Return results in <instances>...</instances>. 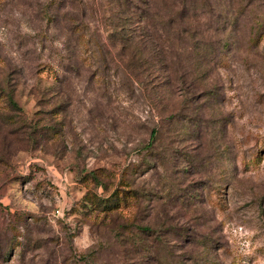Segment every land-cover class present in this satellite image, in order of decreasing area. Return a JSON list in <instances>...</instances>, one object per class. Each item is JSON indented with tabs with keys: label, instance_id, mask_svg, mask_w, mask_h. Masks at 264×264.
Segmentation results:
<instances>
[{
	"label": "rangeland",
	"instance_id": "374dc122",
	"mask_svg": "<svg viewBox=\"0 0 264 264\" xmlns=\"http://www.w3.org/2000/svg\"><path fill=\"white\" fill-rule=\"evenodd\" d=\"M196 9L231 49L188 102L184 74L160 87L110 37L116 0H0V264H264V0Z\"/></svg>",
	"mask_w": 264,
	"mask_h": 264
},
{
	"label": "trees",
	"instance_id": "16d2710c",
	"mask_svg": "<svg viewBox=\"0 0 264 264\" xmlns=\"http://www.w3.org/2000/svg\"><path fill=\"white\" fill-rule=\"evenodd\" d=\"M116 4L119 10L117 16L121 21L114 24L110 37L119 42L124 52L127 51L129 53V62L135 64L134 66L140 72L149 74L148 79L157 81L160 87H170V83L177 74H184L185 77L179 79V82L184 89V86L187 87L185 91L188 93V102H196L198 100V98L196 99L197 96L206 100L216 97L220 85L213 82L201 84L198 82L200 77L197 75L199 73L195 71L202 63L199 60L203 62L204 60H209L214 55H220L222 51L224 52L227 49L230 51L231 47L227 42L219 38H217L216 42L211 40L203 41V32H197V29L193 27L198 15L195 11L197 10L198 0H190L187 5H183L177 11H169L166 16H160L150 5L138 7L136 5L138 3H135L134 0H116ZM218 4L223 8L222 12L224 13H219L218 19H221L222 24L220 28L216 27L215 31L221 33L227 30L229 33L236 25V11L234 13L232 9L230 10V5L228 9V7H224L223 3ZM206 5H210V2ZM212 12V10H209L208 15H211ZM221 16L223 17L221 18ZM214 17L210 16L207 21L212 22ZM188 38L192 43L189 47H186ZM172 42H175L178 50L180 48H182L180 49L182 51L188 50L187 53L191 57L190 63H183L179 59L180 52ZM194 65L195 68L193 69ZM206 71L205 69L200 75H204ZM156 131L157 129L153 128L150 136L153 137L157 133ZM93 178L101 184L98 176ZM104 201H110L108 204H103L104 210L110 212L116 209L118 207L117 190L111 194L109 199ZM94 202L100 206V199L94 197Z\"/></svg>",
	"mask_w": 264,
	"mask_h": 264
}]
</instances>
